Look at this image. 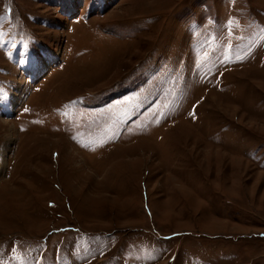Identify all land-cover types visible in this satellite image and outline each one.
<instances>
[{
  "label": "rangeland",
  "instance_id": "1",
  "mask_svg": "<svg viewBox=\"0 0 264 264\" xmlns=\"http://www.w3.org/2000/svg\"><path fill=\"white\" fill-rule=\"evenodd\" d=\"M0 264H264V0H0Z\"/></svg>",
  "mask_w": 264,
  "mask_h": 264
},
{
  "label": "bare ground",
  "instance_id": "2",
  "mask_svg": "<svg viewBox=\"0 0 264 264\" xmlns=\"http://www.w3.org/2000/svg\"><path fill=\"white\" fill-rule=\"evenodd\" d=\"M51 60H48V62H50ZM52 63V62H51ZM48 64V63H47ZM47 64H46V66H47Z\"/></svg>",
  "mask_w": 264,
  "mask_h": 264
}]
</instances>
